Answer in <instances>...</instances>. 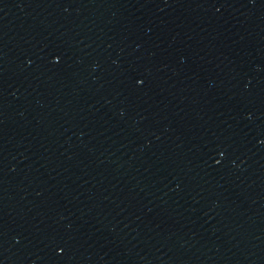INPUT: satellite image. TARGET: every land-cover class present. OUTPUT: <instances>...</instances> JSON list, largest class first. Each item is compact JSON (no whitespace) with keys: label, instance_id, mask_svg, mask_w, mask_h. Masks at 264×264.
<instances>
[{"label":"water","instance_id":"water-1","mask_svg":"<svg viewBox=\"0 0 264 264\" xmlns=\"http://www.w3.org/2000/svg\"><path fill=\"white\" fill-rule=\"evenodd\" d=\"M0 264H264V0H0Z\"/></svg>","mask_w":264,"mask_h":264},{"label":"snow or ice","instance_id":"snow-or-ice-1","mask_svg":"<svg viewBox=\"0 0 264 264\" xmlns=\"http://www.w3.org/2000/svg\"><path fill=\"white\" fill-rule=\"evenodd\" d=\"M58 59V58H57ZM141 83H142V81H141Z\"/></svg>","mask_w":264,"mask_h":264}]
</instances>
